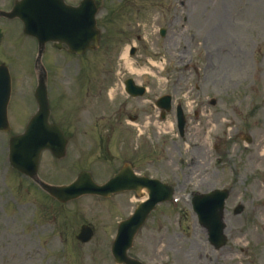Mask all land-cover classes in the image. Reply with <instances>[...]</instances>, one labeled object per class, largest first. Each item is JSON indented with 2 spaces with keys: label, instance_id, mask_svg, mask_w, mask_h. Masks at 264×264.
I'll return each mask as SVG.
<instances>
[{
  "label": "rangeland",
  "instance_id": "obj_1",
  "mask_svg": "<svg viewBox=\"0 0 264 264\" xmlns=\"http://www.w3.org/2000/svg\"><path fill=\"white\" fill-rule=\"evenodd\" d=\"M14 1L0 0V8L9 9ZM66 1L79 3V0ZM98 3L102 8L96 19L103 30L98 48L88 49L84 56L66 55L62 59L53 47H47L45 60L49 70L54 75L64 72L62 75L70 77L63 80L65 83L55 80L57 86L51 91L55 105L52 118L69 125L63 112L69 108L72 111L76 105L77 72L94 71L95 76L90 78L104 81L102 87L106 86L107 92L113 90L109 95L105 93L107 99L97 108L93 100L87 101L88 105L78 103L91 109L87 120L88 143L84 140L71 150L73 159L65 162L44 153L41 176L49 183L66 182L91 165L97 168L98 179L106 178L108 174L103 173L116 170L128 154L117 148V141H124L122 134L131 135L127 144L131 140L134 146L139 143L144 147L139 162L145 158L158 159L154 164H145L152 169L148 175L169 180L176 192L184 195L177 209L167 203L159 206L137 237L131 255L148 264H212L213 250L207 244L206 231L198 225L191 232L195 226L191 220H197V215L193 216L185 199L191 193L232 187L235 194L226 204L225 230L227 233L232 228L245 227L244 234L230 242L238 244L236 253L228 255L222 264H264V0H98ZM257 5L261 7L258 11ZM217 23L223 29L213 34ZM163 30L165 36L161 35ZM133 46L136 52L126 61L123 53ZM34 50L36 55L37 43L24 34L21 22H0V63L6 62L16 77L13 101L17 104L10 113L11 134L24 130L35 109V102L29 100L36 83L32 78ZM54 60H63L57 69L52 67ZM152 60L157 65L152 66ZM187 65L191 68L187 69ZM141 69L147 72H137ZM128 77L147 86V93L137 102L128 100L125 113L120 115L114 111V105L126 100L124 81ZM71 80L74 88L69 87ZM163 94H172L174 103L182 104L185 113L192 117L188 122L192 124L190 135L184 139L176 132L174 109L166 123L158 120L155 102ZM213 99L215 103L211 104ZM198 108L204 114L196 121L193 111ZM136 114L141 119L139 124H132L131 116ZM111 119L118 125V139H99L96 123ZM171 122L174 129L169 126ZM249 136L253 138L252 144L247 142ZM8 140V133H0V264H115L109 253L111 237L117 222L127 218L137 206L134 194L109 201L89 197L62 206L31 180L12 170L7 161ZM194 143L201 145L185 148ZM216 143L218 148L214 147ZM89 145L94 148L90 156ZM97 145L103 147L99 149ZM191 154L199 158V164L190 174L186 165ZM165 155H170L168 161ZM78 156L80 160L75 161ZM259 203L262 206L258 215L252 213L251 205ZM241 204L247 211L235 215L234 208ZM83 222L97 228L88 244L76 238ZM40 224L48 225L41 230ZM45 237L49 251L34 254V249L42 246L39 239ZM201 247H207L210 254L205 256ZM201 253L203 259L199 260Z\"/></svg>",
  "mask_w": 264,
  "mask_h": 264
},
{
  "label": "water",
  "instance_id": "obj_2",
  "mask_svg": "<svg viewBox=\"0 0 264 264\" xmlns=\"http://www.w3.org/2000/svg\"><path fill=\"white\" fill-rule=\"evenodd\" d=\"M34 1L40 0L18 1L10 15L20 16L25 23V32L38 38L40 56L48 41H53L56 46L57 42L60 44L66 43L71 52L82 53L88 47L89 42L82 35L89 33L94 35L98 33L94 20V14L97 11L94 0H83L78 7L66 6L63 0H42L45 2L42 7H30V4ZM26 14H30L32 18L28 19ZM9 86L8 71L5 66H0V129L3 130H9L7 120ZM37 98L40 110L32 118V123L28 126L29 128L27 127L25 133L15 135L10 139V159L12 165L31 177L36 176V165L43 149L49 148L54 154H60V148L55 146V139L57 138L56 133L62 135L56 125L48 122L50 112L45 76H41L40 78ZM78 184L84 189H81L83 192L100 191L89 180L88 182L84 181V183L77 181L72 187L75 188ZM53 189L57 191L51 190L52 193L61 200L71 198L76 193L71 194L63 188ZM158 199L159 196L154 191L151 201L142 205L132 219L125 221L120 226L118 239L114 245V253L119 263L138 264V261L136 262L127 257V250L131 246L132 239L138 228L146 215L151 211L154 202L158 201ZM195 208L202 221L217 230L218 226H220L219 219L223 210L222 199L218 204V197L216 195H212L211 197L205 196L202 200L196 201ZM209 213L213 218L210 223L208 220H205V214L207 216ZM88 236L89 232H84L79 237L86 240Z\"/></svg>",
  "mask_w": 264,
  "mask_h": 264
},
{
  "label": "bare ground",
  "instance_id": "obj_3",
  "mask_svg": "<svg viewBox=\"0 0 264 264\" xmlns=\"http://www.w3.org/2000/svg\"><path fill=\"white\" fill-rule=\"evenodd\" d=\"M255 8H256V11H258L261 7L259 6V5H257V6H255ZM233 19L235 18V17H232ZM223 29V25H220V23H217L216 25H214V27H213V34H218L221 30ZM219 57V56H218ZM122 58L123 59H125L126 61H129V59H130V47H127L126 48V50L124 51V53H123V56H122ZM151 65L152 66H155V65H157V63L155 62V61H151ZM134 72H136V71H134ZM137 72H141L140 74H142V73H146L147 72V70H145V69H141V70H137ZM149 73H151L152 74V72H149ZM172 126V123H169V126ZM196 246H194L193 245V248H195ZM196 249V248H195ZM231 256V255H230Z\"/></svg>",
  "mask_w": 264,
  "mask_h": 264
}]
</instances>
